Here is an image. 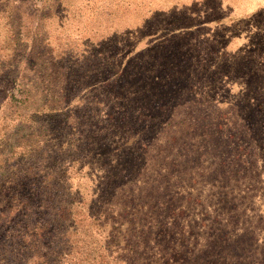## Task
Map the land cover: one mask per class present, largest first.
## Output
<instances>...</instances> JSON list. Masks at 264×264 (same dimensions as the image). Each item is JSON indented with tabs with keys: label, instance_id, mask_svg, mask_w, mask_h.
Returning <instances> with one entry per match:
<instances>
[{
	"label": "rangeland",
	"instance_id": "obj_1",
	"mask_svg": "<svg viewBox=\"0 0 264 264\" xmlns=\"http://www.w3.org/2000/svg\"><path fill=\"white\" fill-rule=\"evenodd\" d=\"M174 1L176 6L167 0L154 11V19L170 21L165 22L168 25L152 27L149 32L153 36L143 38L136 46V51L140 50L149 60L167 63L158 66L162 72L154 66L149 68L148 83L153 85L168 75L166 83L161 88L148 85L141 90L140 74L130 73L123 88L119 87L120 91L116 92L118 98L115 92L112 95L113 109L129 110L138 123L146 121V117L139 120L136 117L147 109L143 101L148 103L146 107H151L152 101H165V108L150 113L153 119L159 115L161 124L148 128L132 144L126 143L133 132L126 124L117 135L114 131L103 132L100 147L93 145L94 156L90 154L87 165L92 177L98 176L108 192L116 188L121 192L120 197L127 202V212L138 210L148 215L152 229L145 240L148 247L161 248L159 259L164 264H264V187L262 196L260 189L249 188L258 179L264 183V137L257 136L262 140L256 143L258 150L263 151L256 158L253 154L247 155L242 162L227 156L233 144L247 150V146L240 145L243 136L250 135V131L240 133L237 129H227V97L234 94L237 101H242V91L248 93L253 84L264 94L263 79L257 78L262 72L254 62L255 55L262 50L256 43L261 38L264 40V0ZM115 2L30 0V10L35 14L27 7L19 11L12 5V20L4 16L2 8L6 6L0 4V56L4 57L7 44H12L7 42L8 37L28 38L36 17L55 6L52 11H56L55 21L59 19V24L51 37L63 44V54L59 56L60 64H64L70 51H75V47L80 49L84 40L86 44L90 37H117L113 17ZM103 4L108 7L104 8ZM126 9L122 19L125 26L130 21L133 23L132 8ZM99 13L104 17L95 18ZM105 17L107 22L103 21ZM19 30L28 32L19 36ZM147 48L149 51H145ZM128 54V50L121 52L123 57ZM127 61L130 59H124L122 65ZM86 65L82 63L73 71L72 84L80 82L85 87L90 97L88 107L92 108L96 97H101L97 88L101 65ZM18 68L20 73L12 90L16 98L24 95L31 107H13L19 106L14 101H9L8 106L11 111L30 113L41 104L39 82L27 65ZM86 69L91 70L86 73L90 76L83 77ZM255 71L257 75L251 76ZM90 89L94 91L90 93ZM20 90L23 93L19 94ZM104 105L107 106L104 102L101 108ZM150 114L146 110L143 116L147 115L149 121ZM4 127V120L0 119V133ZM227 131L236 133L233 144ZM252 162L256 163L257 176L250 173Z\"/></svg>",
	"mask_w": 264,
	"mask_h": 264
},
{
	"label": "trees",
	"instance_id": "obj_2",
	"mask_svg": "<svg viewBox=\"0 0 264 264\" xmlns=\"http://www.w3.org/2000/svg\"><path fill=\"white\" fill-rule=\"evenodd\" d=\"M29 1L0 0V4H5L2 12L7 20H12V5L16 10L27 7L30 13L33 12ZM166 2L116 0L113 17L117 37H90L86 44L85 40L80 43V49L73 45L76 50L70 51L64 64H60L59 56L64 50L63 44L51 37L54 27L59 24V19L55 21L56 11H52L55 6L36 17L28 38L8 37L7 42L12 44H7V54L0 56V119L5 123L0 133V264H164L163 259H159L161 248L148 247L145 240L152 229L148 215L138 213V210L127 212V202L120 197L121 192L117 188L108 192V187L102 185L98 176L92 177L87 164L90 154L94 156L96 148L93 145L100 147L103 132L114 131L117 135L126 124L133 130L126 143L132 144L134 139L145 135L148 128L161 124L159 115L153 119L150 113L160 112L161 107L165 108V101H152L151 107H146L148 103L143 101L147 109L141 110L136 117L137 120L146 117L144 123L134 120L129 110L115 111L111 105L113 93L116 95L118 88H123L130 73L140 74L138 87L144 90L152 84L147 81L151 73L149 68L167 64L155 63L142 56L140 50L136 51L143 38L153 36L149 32L152 27L160 28L170 22L153 17L157 5L161 7ZM127 7L132 8L133 23L130 21L125 26L122 19ZM107 16H110L109 12ZM102 17L99 13L95 18ZM103 21L107 22V17ZM62 23L66 25L65 21ZM18 32L20 36L28 31ZM72 40L80 41L79 38ZM256 44H260L262 50L255 55L254 62L259 64L262 74L257 75L255 71L251 76L257 75L264 83V40L261 38ZM123 50L129 53L125 57L121 56ZM124 59H130V62L122 65ZM82 63L87 67H93L95 63L101 65L97 85L101 97H96L94 108L88 107L90 97L85 87L80 82L72 84L73 71H77ZM20 65H27L39 82L41 104L30 113H21L19 109L11 111L8 106L9 101L19 105L13 107L25 109L30 106L24 95L16 98L12 90ZM157 70L162 72L160 68ZM90 71L86 69L83 77L90 76L86 74ZM164 76L151 87L161 88L168 78V75ZM252 88L256 89L254 84L248 93L242 91V101H237L234 94L227 97V129H237L240 133L250 131L249 136H243L240 145L247 146V150L234 145L236 133L227 131V137L234 145L227 156L242 162L251 154L256 158L263 151L262 148L258 150L256 143L261 140L257 136L264 137V94L259 89L252 91ZM92 91L90 89V93ZM104 102L107 106L101 108ZM146 110L150 114L149 121L147 115L143 116ZM254 132L256 136H251ZM251 166L250 173L257 176L256 163L252 162ZM263 187L261 179L256 180L255 185H249L250 189H260L261 196ZM121 199L124 203L120 208Z\"/></svg>",
	"mask_w": 264,
	"mask_h": 264
}]
</instances>
